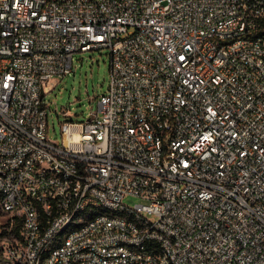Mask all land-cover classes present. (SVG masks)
Returning <instances> with one entry per match:
<instances>
[{
  "label": "built area",
  "instance_id": "obj_1",
  "mask_svg": "<svg viewBox=\"0 0 264 264\" xmlns=\"http://www.w3.org/2000/svg\"><path fill=\"white\" fill-rule=\"evenodd\" d=\"M101 49L98 112L50 140V81ZM0 194L12 264H160L161 245L174 264H264V0H0ZM99 205L136 218L52 243Z\"/></svg>",
  "mask_w": 264,
  "mask_h": 264
},
{
  "label": "rangeland",
  "instance_id": "obj_2",
  "mask_svg": "<svg viewBox=\"0 0 264 264\" xmlns=\"http://www.w3.org/2000/svg\"><path fill=\"white\" fill-rule=\"evenodd\" d=\"M110 61L108 49L76 53L73 71L63 78L50 81V89L45 95L48 103L47 133L50 140L62 142L63 121H84L91 112H98L99 96L106 91L110 79ZM123 203L135 206L143 203V200L136 196H126ZM17 225L18 223L12 225L9 216L1 212L0 249L6 239L12 241L19 236V229L15 230ZM0 264L12 263L0 259Z\"/></svg>",
  "mask_w": 264,
  "mask_h": 264
},
{
  "label": "bare ground",
  "instance_id": "obj_3",
  "mask_svg": "<svg viewBox=\"0 0 264 264\" xmlns=\"http://www.w3.org/2000/svg\"><path fill=\"white\" fill-rule=\"evenodd\" d=\"M86 44H93V37H86ZM6 213L4 198L0 194V213ZM66 207H58L57 215H65ZM123 217L136 218V209L131 208H111L107 205L94 206L91 209L76 207L73 209L71 219H65L64 223H58L56 235H52V243H66V239H72L78 232H84L87 229V222L104 221L114 222ZM85 219V220H80ZM122 247H128V250L135 253L151 251V242H131L122 240ZM56 253V245H48L43 249V256L53 257ZM160 264H174L171 261V252L168 245H161L159 248ZM11 263V262H10Z\"/></svg>",
  "mask_w": 264,
  "mask_h": 264
},
{
  "label": "trees",
  "instance_id": "obj_4",
  "mask_svg": "<svg viewBox=\"0 0 264 264\" xmlns=\"http://www.w3.org/2000/svg\"><path fill=\"white\" fill-rule=\"evenodd\" d=\"M18 229H19V228H18V225H17V227H15V230L18 231ZM0 259H1V260H5V261H7V260L3 257V255H2V249H0Z\"/></svg>",
  "mask_w": 264,
  "mask_h": 264
}]
</instances>
